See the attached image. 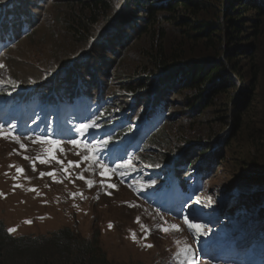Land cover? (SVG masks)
Here are the masks:
<instances>
[{
  "label": "trees",
  "instance_id": "1",
  "mask_svg": "<svg viewBox=\"0 0 264 264\" xmlns=\"http://www.w3.org/2000/svg\"><path fill=\"white\" fill-rule=\"evenodd\" d=\"M64 7H67V13H57ZM37 8L42 11L41 19H36L31 24L32 18L36 16L32 9ZM48 10L56 13V23L61 24L76 42L87 45L89 52L96 50L99 59L103 52H107L105 48L98 46L100 41L108 42L112 36L133 29L132 26L138 22V16L143 17L145 14L139 30V35H146L149 41L143 51V57L147 60L141 67L143 78L136 81L137 78L134 77L135 82L126 85L124 91L130 101L126 107L116 110L122 111L119 118H116L115 111L112 110L118 103L112 104L110 90L106 88L104 92H92L95 83L89 81L93 77L97 78V75L89 77L85 66L68 61L64 67L68 66L71 70L66 71L63 77L69 81L61 78L55 85L44 84L45 81H50L48 79L27 87L10 84L8 91L0 95L2 126L13 122L18 126L29 125L28 128L33 130L41 128L44 123L42 131L45 130L50 141H55L61 129L57 113L64 115L69 109L85 110L83 106H91L88 110L93 118L114 126L108 131L109 138L105 144L109 145L112 140H117L118 144L127 147L123 154L124 161L140 201L146 191L150 194L147 201L151 208L156 206L155 211L172 215L177 220H186L189 230L191 222L202 225L198 237L207 235V238L211 234L209 238H212L221 235V242L224 244L220 248L218 240L209 241L210 247H202L201 254L208 263L217 264L221 260V263L240 264L239 257L246 256L254 260L253 264H264V239L260 240V235H264V211L262 220L255 225L252 222L248 225L242 223L243 218L252 213L250 204L244 202L251 193L244 194V204L238 202L232 207L224 221L213 223L212 220L220 215V205L225 201V198L220 197L221 192L217 186L212 188L211 184L214 171L221 166L216 160L219 156L210 153L205 157L208 160L202 158L204 147L199 153H190L191 142L190 145L183 142V147L177 144L172 147L168 138L172 133L166 129L173 120L169 118L173 110L170 99L175 97L177 88L194 91L195 99L190 109L195 106L205 110L216 109L215 120L224 129L230 127L235 136L244 129L245 116L253 107L258 93V82L264 69V0H0V42L8 40L12 34L21 36L14 46L8 47L9 42H6L7 50L2 57L21 41L36 34L37 27ZM249 12L254 13V17L245 20ZM135 13L142 14L134 17ZM162 14L170 15L167 22L185 29L183 44L164 43L166 34L164 29L161 31ZM109 21H113L112 27L106 31L102 28L98 30V25ZM110 29L112 35L109 34ZM248 32L250 45L244 49L238 43ZM186 49L190 53H186ZM86 55L89 57L90 54ZM87 56L83 60H87ZM237 56L240 59L243 57L244 65L252 71L250 79H244L241 63H235L237 59L234 57ZM191 61L195 63H187ZM64 67H59L56 71L61 72ZM68 73H71L69 78ZM165 83L175 87L168 92V88L164 87ZM142 93H147V98L151 99L146 102L139 100V104L135 105V95ZM93 104L96 106L92 107ZM107 115L110 116L109 119ZM253 132L255 131L251 133ZM257 132L261 133V130ZM257 132L252 140L256 139ZM203 136L213 141L217 132L212 128ZM200 138L202 137L199 140ZM200 141L202 144L206 143L204 139ZM259 141L254 145V150L264 157V138H259ZM153 143H162L163 147L169 146L172 150L161 155H152ZM218 147L219 144L213 152ZM139 161L140 166H135ZM256 161L254 159L247 163L243 169L252 172L249 177L264 183V171H260V167L264 169V164ZM249 189L251 190L250 185L245 184L239 191L246 192ZM262 194L264 191L256 192L253 197ZM234 197L237 194L229 198ZM190 199L199 202L198 207L203 208V220L195 221L190 219L189 213H182L181 204ZM237 224H241L242 229L233 236L232 229ZM5 230L0 226V264L10 261L18 264H58V256L61 264H66L63 255L67 254V264H110L99 248L98 239L82 242L73 239L74 232L70 228L56 235L55 238L59 240L56 243L45 237L14 238ZM238 241L243 242L240 252L236 247ZM49 249L52 254L46 253ZM72 254L75 255L74 258Z\"/></svg>",
  "mask_w": 264,
  "mask_h": 264
},
{
  "label": "rangeland",
  "instance_id": "2",
  "mask_svg": "<svg viewBox=\"0 0 264 264\" xmlns=\"http://www.w3.org/2000/svg\"><path fill=\"white\" fill-rule=\"evenodd\" d=\"M62 11L67 13V7L58 10L57 13ZM32 12L36 16L32 18L31 24L36 19H41L42 11L37 8L32 9ZM46 14L32 38L24 39L0 59V95L7 92L13 83L27 87L50 79L44 84L55 85L61 78L66 79L63 75L71 69L64 65L72 61L75 65L85 66L89 77L97 75V78L93 77L89 81L95 83L92 92H104L106 88L110 90L112 104L118 103L112 111H115V117L119 118L122 111L116 110L126 107L130 101L124 91L126 85L134 83V77L137 78L136 81L143 78L141 67L147 61L143 57V51L149 41L146 35L142 37L139 35V30L145 14L140 17L138 15L142 13H135L134 17L139 18L132 26L133 29L112 36L108 42L100 41L98 46L107 51L103 52L100 59L95 53L96 50L87 51V45L76 42L61 24L56 23L55 12L48 10ZM169 17V14L160 16L161 31L164 29L166 34L164 43L181 45L184 43L182 37L185 29L167 22ZM253 17L254 13L249 12L245 20ZM112 22L98 25V30L102 28L106 31L112 27ZM193 35L196 36L195 33ZM249 35L248 32L238 43L242 44L240 46L244 49L250 45ZM87 53L90 54L89 57ZM186 53H190V50L186 49ZM85 56L87 60H83ZM238 57H234L237 59L235 63H241L244 79H250L252 71L244 65L245 59ZM59 67L65 69L58 72L60 70H56ZM43 74V78L40 79ZM140 74L141 78H138ZM69 77L71 73H68L67 78ZM157 81L158 79L154 83L157 84ZM164 87H167L169 92L175 85L165 83ZM174 96L170 99L173 110L171 116L169 115L170 120L172 118L173 120L166 127L172 133L168 137L172 147L176 144L183 147L186 142L189 145L191 142L190 153L192 151L199 153L204 147L202 158L208 157L210 153L219 156L216 160L221 166L214 171L211 184L212 188L217 186L221 192L220 197L225 198V201L220 205V215L212 220L213 223L224 221L232 207L238 202L243 204L245 202L250 204L252 213H248L242 223L248 225L252 222L255 225L263 217L264 194L258 197L253 195L264 191V183L249 177L252 172H247L243 168L254 159L264 164L263 155L254 150V145L260 142L259 138H264V69L258 82V93L253 107L245 116L244 129L238 136L232 134L230 127L226 126L224 129L225 127L215 120L216 109L205 110L200 106L190 109L195 99L193 90L177 88ZM135 97L137 98L135 105L139 104V100L146 102L151 99L147 98V93L137 94ZM95 106L96 104L92 105ZM106 109L109 110V107L106 106ZM106 117L110 118L108 115ZM2 125L3 118H0V226L4 230L7 229L12 237H45L53 239L56 243L59 242L55 238L56 235L70 228L74 232L73 239L81 242L98 239L99 248L110 264H210L196 254L195 236L193 231L183 225V220L155 211L156 206L151 208L147 201L150 194L146 191L140 201L136 188L123 184L116 169L100 164L93 152L101 151L105 147L104 141L88 143L86 140H80L81 136L75 139L50 141L49 137L41 136L40 132L30 130L29 125L18 126L13 122ZM212 128L217 132V137L209 141L208 137L203 135ZM18 130H22L24 135H18L22 133L16 132ZM258 130H261V133L257 132ZM252 131L255 132L251 133ZM256 132V139L252 140ZM199 137L206 143L202 144ZM74 141L76 143H73ZM222 142L223 144H220ZM153 144L152 155H161L172 150V147H163L162 143ZM218 144V149L213 152ZM140 163L141 161L135 166L139 167ZM260 171L264 169L260 167ZM245 184H249L251 190L239 191ZM249 192L251 193L249 199L243 202L244 194ZM236 194L237 197L229 198ZM215 203L218 204V201L215 200ZM201 216L203 217L202 213L196 217ZM178 228H182L184 233L181 238L176 239L173 232H177L175 230ZM241 229L242 225L237 224L232 232L238 234L237 231ZM262 235L258 236L260 240L264 239ZM241 246L242 244L238 248L239 252ZM50 250L46 253L52 254ZM189 255L196 256V261L194 262ZM63 256L67 264L69 255ZM72 256L75 257L73 254ZM58 257V264H61ZM7 264L18 263L10 261Z\"/></svg>",
  "mask_w": 264,
  "mask_h": 264
},
{
  "label": "snow or ice",
  "instance_id": "3",
  "mask_svg": "<svg viewBox=\"0 0 264 264\" xmlns=\"http://www.w3.org/2000/svg\"><path fill=\"white\" fill-rule=\"evenodd\" d=\"M81 127L87 128L88 125H82ZM73 143H76V142L74 141ZM53 158H55V157H53ZM85 159H87V157H85ZM41 163H45V161H41ZM21 171H23V170L21 169ZM65 171H67V169H65ZM48 175L54 176L55 173H48ZM111 187H115V185H111ZM32 191H35V189H32ZM197 204H199V202H197ZM201 212H203V208L196 207V208L190 210L189 215L193 216L195 218L197 216V213H201ZM189 228L191 231H193V233L195 235L198 236L201 234V230H202L203 226L202 225L189 224ZM164 231H167V229H164ZM189 251H191V249H189Z\"/></svg>",
  "mask_w": 264,
  "mask_h": 264
},
{
  "label": "bare ground",
  "instance_id": "4",
  "mask_svg": "<svg viewBox=\"0 0 264 264\" xmlns=\"http://www.w3.org/2000/svg\"><path fill=\"white\" fill-rule=\"evenodd\" d=\"M183 225H184V223H183ZM175 231H177V232H173L174 238L178 239V238H181L183 236L184 231L182 228H178Z\"/></svg>",
  "mask_w": 264,
  "mask_h": 264
}]
</instances>
